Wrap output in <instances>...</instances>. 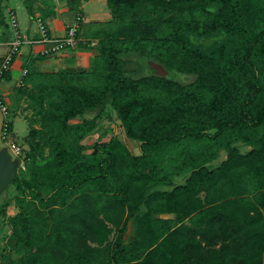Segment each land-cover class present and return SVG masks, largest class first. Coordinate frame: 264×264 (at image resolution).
Masks as SVG:
<instances>
[{
  "label": "trees",
  "instance_id": "16d2710c",
  "mask_svg": "<svg viewBox=\"0 0 264 264\" xmlns=\"http://www.w3.org/2000/svg\"><path fill=\"white\" fill-rule=\"evenodd\" d=\"M106 2L88 68L31 59L14 86L29 130L0 264H264V0ZM110 110L121 137L87 144Z\"/></svg>",
  "mask_w": 264,
  "mask_h": 264
},
{
  "label": "rangeland",
  "instance_id": "374dc122",
  "mask_svg": "<svg viewBox=\"0 0 264 264\" xmlns=\"http://www.w3.org/2000/svg\"><path fill=\"white\" fill-rule=\"evenodd\" d=\"M39 1V0H37ZM37 1L32 3V9L29 10L28 3L25 0H4L3 1V12L5 20L8 24L7 31L0 30V68L4 58L10 51V46L6 44L4 41L5 34L9 37L8 40L12 41L14 39V29L10 22V13L13 12L17 19V28L25 40L26 34H29L30 37H40L41 29L37 20L36 15L40 12L38 10ZM40 2H43L40 0ZM46 5H54L51 6L54 9V15L48 17V25L53 30H57V27L60 24L63 25H72L76 22V16H81L80 27L82 35L89 42H96L98 38L104 37L108 34H111L115 31L117 24L114 21L113 15L110 11V8L106 2V0H80L77 6L70 8L68 5V0H44ZM5 32V33H4ZM41 38V37H40ZM6 40V41H8ZM38 40V39H33ZM4 42V43H3ZM38 47L44 48V43H37ZM29 50V45L27 43H22L20 46V53L17 55L15 62L12 64V78L7 80L6 78H0V97L3 101V104L7 108V114H4L0 107V148L6 147L4 140L2 139V128L3 122L8 120L11 124L10 133L12 134L13 140L18 144L20 148L25 146V137L28 134L29 124L24 114H29V111L22 113L20 109H17L15 106V102L13 99L14 93V84L17 81V77L21 73V61L22 56L26 55ZM42 59V58H41ZM147 62V61H145ZM135 68L136 64H132ZM62 68L60 65H56L55 63H36V69L41 70H58ZM167 75L173 74L167 71ZM180 81L189 82L192 79L191 76L188 75H179L177 77ZM25 102H21V106H24ZM99 130L91 135L90 137L85 139L87 144L94 142L97 139L99 134H102L105 139L109 138V136L114 133L118 137L120 135V129L118 127V120L116 119L115 112L110 110L108 112H103L101 119L99 120ZM104 131L106 133L104 134ZM130 145L134 150V153H138V148L135 144L131 143ZM243 149V148H242ZM222 155L220 152L218 158L213 162L216 163ZM13 158H16V155L12 154ZM172 181L174 183L181 182V177L175 176L172 177ZM161 189H169L170 187H160ZM5 188L4 191L0 194V205L2 207H6L8 213H12L14 208L10 205L8 201H4L5 197L11 195L13 191V187L10 189ZM1 233L0 235L5 234L8 231V227L5 223H0ZM132 232V227L128 230L127 234L129 235ZM1 264H5V262H1Z\"/></svg>",
  "mask_w": 264,
  "mask_h": 264
},
{
  "label": "built area",
  "instance_id": "2783aa9c",
  "mask_svg": "<svg viewBox=\"0 0 264 264\" xmlns=\"http://www.w3.org/2000/svg\"><path fill=\"white\" fill-rule=\"evenodd\" d=\"M81 16H76V22L72 25H69L66 28L65 33L62 36L58 37H51L47 35V30L45 25L38 19V23L41 29V38L38 40L33 39H23L18 28H17V19L15 17V14L13 12L10 13V22L14 29V39L12 41H9L7 44L10 46V51L7 54V56L4 58L1 68H0V78H2L3 74L9 70L12 69V64L14 62L15 56L20 53V46L22 43H27L28 45L37 44V43H46V47L41 48L39 51H37V54L40 55H46V56H52L53 54L60 53L62 51H66L68 49H76L78 46V43L82 39L79 38L78 30L80 28ZM85 42V41H83ZM95 42H91V44H94ZM26 72V69H22L21 75H23ZM0 107L4 114H7V108L3 104V101L0 97ZM10 122L8 120H5L3 122V128H2V139L4 140L6 144V148L8 152L11 154L16 155L17 159V165L19 164L21 168H24L23 162L18 160L19 154H20V147L14 142L12 138V134L10 133L9 129ZM13 158V156H12Z\"/></svg>",
  "mask_w": 264,
  "mask_h": 264
},
{
  "label": "crops",
  "instance_id": "0c3cea01",
  "mask_svg": "<svg viewBox=\"0 0 264 264\" xmlns=\"http://www.w3.org/2000/svg\"><path fill=\"white\" fill-rule=\"evenodd\" d=\"M36 1L37 0H35L34 3ZM37 3L39 5V7H46L47 6L44 2H40V0L37 1ZM53 15H54V13H53ZM36 17H37V20H38L39 18H41V14L39 13L38 15H36ZM48 24H49L48 23V18L44 19V25L46 27L47 32L49 33V36H51V37L62 36L65 33L66 28L70 25V24L69 25L60 24V26L57 27V30H53L52 28L49 27ZM5 31H7V30H5ZM78 35H79V38L82 39V42L83 41H90V40H87L88 38H85L82 35L81 27L79 28ZM40 37H32L31 38L29 34H26V38L27 39H39ZM5 39L6 40L9 39V37L7 36V33L5 34ZM6 40L4 42L7 44L10 40H8V41H6ZM46 45L47 44L44 43L43 46L46 47ZM40 49L41 48L38 47V45H36V44L29 45V50H28L27 54L22 56V61H21L22 63L20 64L21 68L23 67V64L27 60H31V59H33L35 67H36V63H43V64L44 63H55L56 65H60L62 68H64V67H84V68H88L90 66V64H91L92 56H93V51L91 49L76 48V49L71 50V51L70 50L69 51H62V52L57 53V54H55L53 56L45 57V58L41 59V58H38L37 53H36ZM17 55L15 56L14 62L17 61L16 60ZM41 70H43V71H55V70H44V69H41ZM21 71H22V69H21ZM10 73H11V78H12V76H13L12 71ZM20 76H21V73L17 77L16 83L18 82ZM15 84H14V86H15Z\"/></svg>",
  "mask_w": 264,
  "mask_h": 264
},
{
  "label": "water",
  "instance_id": "95a60500",
  "mask_svg": "<svg viewBox=\"0 0 264 264\" xmlns=\"http://www.w3.org/2000/svg\"><path fill=\"white\" fill-rule=\"evenodd\" d=\"M150 72L154 75L166 76L167 70L162 64L152 62ZM17 159L12 158L6 147L0 148V194L11 183L17 174ZM131 223H128L127 231L130 229Z\"/></svg>",
  "mask_w": 264,
  "mask_h": 264
}]
</instances>
